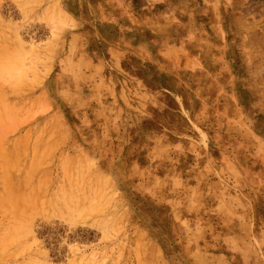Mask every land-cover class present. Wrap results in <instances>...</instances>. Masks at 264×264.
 <instances>
[{
    "label": "rangeland",
    "instance_id": "obj_1",
    "mask_svg": "<svg viewBox=\"0 0 264 264\" xmlns=\"http://www.w3.org/2000/svg\"><path fill=\"white\" fill-rule=\"evenodd\" d=\"M0 264H264V0H0Z\"/></svg>",
    "mask_w": 264,
    "mask_h": 264
}]
</instances>
